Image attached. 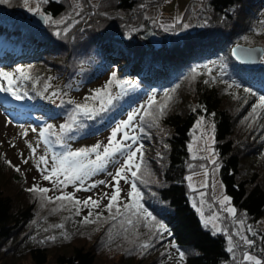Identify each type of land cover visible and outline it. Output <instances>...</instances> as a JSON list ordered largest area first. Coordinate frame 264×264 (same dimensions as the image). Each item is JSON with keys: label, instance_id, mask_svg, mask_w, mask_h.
<instances>
[{"label": "trees", "instance_id": "1", "mask_svg": "<svg viewBox=\"0 0 264 264\" xmlns=\"http://www.w3.org/2000/svg\"><path fill=\"white\" fill-rule=\"evenodd\" d=\"M31 1L39 8L37 13L61 23L44 24L43 29L30 26ZM164 1L0 4V67L11 63L14 76L19 77L15 69L22 67L30 77L17 80L19 92L28 95L15 99L4 113L17 124L38 119L40 129L50 125L60 134L71 109L87 103L96 114L79 117L83 127L63 136L69 148L108 132L138 109L134 136L143 160L138 153L139 178L130 176V182L136 183L140 202L155 218L142 216L135 229L125 223L129 231L124 233V217L107 219L105 206L93 211L91 204L50 203L47 198L61 194L50 189L43 174L25 188L16 166L5 163L0 152V264H166L165 258L173 253L177 264H248L242 260L244 252L264 259V235L256 227L258 221L264 223V107L253 112L264 96V55L255 71L243 69L230 57L237 45L260 46L264 51V0H203L205 11L197 14L201 27L187 32L181 28L191 4L180 22L169 26H158L146 16L148 8ZM97 89L98 98L85 100ZM110 97L112 103L107 104ZM101 100L106 104L103 112L98 111ZM199 118L212 123V163L190 156ZM46 136L54 149H67L55 142L56 136ZM202 168L216 169L222 194L236 209L235 217L222 214L224 233L203 225L194 209L195 192L188 189L186 179ZM33 187L49 191H27ZM123 204L117 203L122 211ZM89 211V220L96 222L82 223ZM232 221H243L242 235L254 241L251 247L231 232ZM226 235L232 237L233 252L227 250ZM49 236L56 239H46ZM145 241L152 246L143 251L139 246Z\"/></svg>", "mask_w": 264, "mask_h": 264}, {"label": "rangeland", "instance_id": "2", "mask_svg": "<svg viewBox=\"0 0 264 264\" xmlns=\"http://www.w3.org/2000/svg\"><path fill=\"white\" fill-rule=\"evenodd\" d=\"M96 1L97 0H90L92 4H94ZM189 4H191V13L182 25L181 32L193 31L201 27V24L198 22L197 14L201 11H205L203 0H165L161 5L157 7L148 8L146 10V16L158 26H169L176 23L177 19H179V21L182 19L184 11ZM33 8H35V3L34 1H31L30 5L28 6L29 13H37L30 10ZM184 25H188V27L185 28ZM164 32L168 33L167 31ZM262 58L263 56L261 57L260 62ZM12 67L13 65L9 63L4 67H0V69L12 72ZM0 83H4L6 85L7 82L0 81ZM17 86L18 85H14V87ZM1 95L2 92H0V152L2 153L4 159L11 162L12 166L20 168L19 173L23 177V185L26 188L29 183L28 181L38 179L42 177V174H48L47 172L41 171V169H43L45 165L39 164V156L46 155L49 158V163H51L52 155L54 153L61 152L62 149L61 147H55L54 149L51 144H46L43 140L40 139L39 132L41 130V127L38 124V119H34L31 122H20V124L13 123V119L11 118V116L8 117L4 113L3 109L10 108L9 106L12 105L16 100L12 95H8L6 97H2ZM72 96L74 98L79 97L78 94H72ZM133 112L136 113L137 117L138 109L132 110L130 113ZM128 114L126 116H123L122 119H120L117 123L127 119ZM136 117L132 121V124L128 129H124L121 133H117L118 138L122 137L123 131H127L130 136H134ZM198 121H200L199 124L197 123ZM113 127H115V125ZM33 128L36 129L35 132L32 131ZM112 128L108 132L103 131L102 133L94 137L87 138L78 143H75L66 150L75 151L82 148H89L97 143H100L101 145L107 144L108 137L111 134ZM24 132H27L26 136L22 135V133ZM211 134V121L199 118L194 124V130L189 144L191 157H202L206 158L210 163L213 162L214 159L212 156V149L210 148L212 144ZM127 143H133V141L129 140L127 141ZM28 144H31L33 147L39 144L35 155L31 153ZM133 148H136V143H133ZM127 151L128 149H125V152ZM92 158H94V156ZM123 159L124 156L118 154L113 162L107 164L104 171L96 172L93 175L85 178L83 185H81L79 181H73L72 183H68L66 185H57L54 188L53 180L55 178H53V180H45V183L50 186L51 190L58 194H61V192H63L64 194L71 192L78 194V196L82 197L83 200L87 199L88 197H91L93 200H99L100 207L104 208V206L108 204V198L102 197H104L105 194H108V197H110L111 193L114 191V187H107L105 185L97 183V186L95 188H91L90 185L93 182H98L100 180H105L115 185V181H112L108 173L111 172L114 174ZM24 160H27V163H24ZM24 169L26 170L27 175L24 174ZM130 176L131 174L128 173L127 178L129 182L127 184L124 182V180H120L119 182V187L122 189V191L120 192V199L117 203L123 204L129 202L127 192L131 190ZM190 176L191 180L186 179V184L189 190L195 192L192 196V202L194 203V209L200 222L203 225L208 226L214 232H217L216 228H219L220 232L224 233L225 229L222 225V214L228 216L230 215L223 210L224 206L219 203L220 199H222L224 195L222 194V188L218 180L216 169L211 168L209 170H205L202 168L199 172ZM61 179H63V177H61ZM201 193H203V195H201ZM228 206L232 207L231 205ZM100 207H93L92 205H90L89 210L91 209L94 211ZM213 214H215V218L211 222L205 223V221L209 217H212ZM213 225H215V227ZM256 227L264 235V223L262 221H258ZM231 232L235 234L236 237L240 238V235H242L243 233L242 224L232 221ZM226 236L227 247H229V236ZM167 259H169V257L165 258L166 264ZM174 264H177L176 260Z\"/></svg>", "mask_w": 264, "mask_h": 264}, {"label": "snow or ice", "instance_id": "3", "mask_svg": "<svg viewBox=\"0 0 264 264\" xmlns=\"http://www.w3.org/2000/svg\"><path fill=\"white\" fill-rule=\"evenodd\" d=\"M46 2V0H45ZM8 3V0H0V4ZM25 3H27V0H25ZM33 12H39V8H33L30 9ZM40 15L43 18V21L45 24H59L61 21L52 20L51 17L45 16L43 13H40ZM179 19H177L176 23H179ZM184 27H188V25H184ZM66 31V29H65ZM235 52V50H233ZM207 67V66H205ZM196 70L193 69V72ZM16 73H19V77L14 76L12 72L5 71L3 69H0V81H6V85L4 83H0V92H6L9 95H12L14 99L16 100H22L24 99L28 93L24 92L21 94L19 92V88L14 87V85H17V80H29V74L24 71L22 67H17L15 69ZM115 73H112V78L115 77ZM112 82V79L110 78L108 84ZM205 83H208V81H205ZM108 84L105 85V89H107ZM47 85L45 87V90H47ZM231 87V85H229ZM244 91H249V89H245ZM101 90L97 89L92 97H86L85 100L88 99H96L100 96ZM55 95V93H53ZM151 97L149 100L151 101ZM260 103L259 105H253V112H255L257 107H264V96H261L259 98ZM112 103V98L110 97L107 100V104ZM164 107L166 105L161 106L160 112L163 113ZM106 110V104L103 100H101V107L98 109L99 112H103ZM96 114V111L93 109H90L85 104H77L71 111L68 113L67 116V122L60 126V134L54 133L51 131V126L49 125L47 128L41 129L39 132L40 139L43 140L46 144H50L51 142L48 141V138L46 136V133L50 135L56 136V143L61 144L62 147L67 148V145L63 143V136L67 135L69 133H72L74 129L82 128L83 125L79 123V117L83 116L86 118H91L93 115ZM151 114V113H147ZM136 113H129L127 116V119L120 121L115 125V127L112 128L111 134L108 137L107 144L101 145L100 143H97L89 148H82L75 151L66 150L59 153H54L51 157V163H49V158L46 155H40L39 156V164L45 165L43 169H41L42 172H47V175H43L44 180H53V186L54 188L57 185H66L68 183H72L73 181H79L81 185H83L85 178L93 175L96 172H101L106 169V166L108 163L113 162L116 158V156L123 155L124 159L120 162V166L116 169L115 173L109 172L108 175L111 177L112 181H115V185L111 184L110 182H107L105 180H100L98 182H93L90 187L95 188L97 186V183L105 185L107 187H114V191L111 193L110 197H108V194H105L104 197L108 198V204L105 205V208L109 212V217L107 219L109 220H116L117 217H124V220L121 221V227L123 228L124 233H128L129 229L126 227H123V225L126 223L127 225L131 226L133 229L137 228L140 225V221L142 216L148 220L154 221L155 218L152 216L150 212L147 211L146 208H144L143 204L140 202L142 197L141 193L137 188V185L135 182L131 183L130 188L131 190L127 192V196L129 198V202H126L122 205L123 211L121 210L120 206H117V202L120 199V192L122 189L119 187L120 180H124V182L127 184L128 178L127 174L130 173L133 180L138 179V172L140 171V163H136L137 160V154L139 153V159L143 160V153H142V146L133 148V143H135L136 137L130 136L127 131H123L122 137L118 138L117 133H121L122 130L128 129L132 121L135 119ZM140 119H143V117H140ZM198 124L200 121L197 122ZM32 131H36V129H32ZM22 135L26 136L27 132L22 133ZM71 138V137H69ZM133 141V143H127V141ZM29 149L31 150V153L33 155L36 154L37 148L39 147V144H37L35 147H33L31 144H28ZM102 149V151H101ZM125 149H128L127 152H125ZM94 156V158H92ZM24 163H27V160L23 161ZM5 163L11 165L10 161H5ZM39 167V165H38ZM191 167V166H190ZM135 168L136 170L133 171L132 169ZM16 171H20V168L16 167ZM63 177V179H61ZM187 179L191 180V176L187 177ZM87 190V189H85ZM29 192H39L41 194H46L49 189L47 188H29L27 189ZM203 195V193H201ZM49 202L54 201H69L73 203V207L76 205L83 204L85 207L89 206L90 204L93 207H100V201L99 200H93L91 197H88L87 199L80 201L77 200L71 193L64 194L61 192V195L56 196L55 198H47ZM219 203L224 206L223 210L227 212L230 216L235 217L237 215L236 209L233 207H230V198L228 196H223L222 199H220ZM115 207V212L112 211V209ZM56 209H53L55 211ZM76 215H79V208L76 209ZM130 214V215H129ZM97 219H100V213H97ZM92 216V212L89 211L88 216L84 217V219L81 221L82 223H95L96 221L89 220V217ZM135 217V220L133 219ZM215 218V214H213L212 217H209L205 223L211 222ZM239 223H243V221H239ZM147 223L144 224V227H147ZM215 227V225H213ZM55 227H62V225H55ZM158 229H164L163 224H157ZM216 231H220L219 228H216ZM248 231H251V229H248ZM253 236L256 235V233H252ZM235 235V234H234ZM67 238V237H65ZM46 239L48 240H55V236H49ZM240 240L245 244L251 247L254 244V241L252 239H249L247 236L240 235ZM44 241H41L43 243ZM152 245L150 242L145 241L142 244H140V249L143 251H146L149 249ZM174 246V245H173ZM229 252H233V245H232V237H229V247L227 249ZM181 259L184 257V253L180 252ZM243 262H248V264H264V259L257 258L256 256H253L249 254L248 252L243 253Z\"/></svg>", "mask_w": 264, "mask_h": 264}, {"label": "water", "instance_id": "4", "mask_svg": "<svg viewBox=\"0 0 264 264\" xmlns=\"http://www.w3.org/2000/svg\"><path fill=\"white\" fill-rule=\"evenodd\" d=\"M27 21L30 26L37 29L44 28V21L39 13H28ZM235 50V52L233 51ZM263 56V49L260 46L245 47L237 45L231 48V59L239 64L243 69L255 71L260 65V59Z\"/></svg>", "mask_w": 264, "mask_h": 264}, {"label": "built area", "instance_id": "5", "mask_svg": "<svg viewBox=\"0 0 264 264\" xmlns=\"http://www.w3.org/2000/svg\"><path fill=\"white\" fill-rule=\"evenodd\" d=\"M168 257H169V259L167 260V264H171L172 262H173L172 264H174V262H175V254H171Z\"/></svg>", "mask_w": 264, "mask_h": 264}]
</instances>
